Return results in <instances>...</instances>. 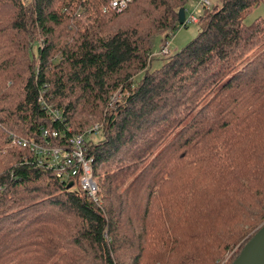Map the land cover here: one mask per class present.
<instances>
[{
    "label": "trees",
    "instance_id": "trees-1",
    "mask_svg": "<svg viewBox=\"0 0 264 264\" xmlns=\"http://www.w3.org/2000/svg\"><path fill=\"white\" fill-rule=\"evenodd\" d=\"M110 1L0 0V264H217L264 222V0L204 9L153 70L189 0ZM44 128L85 134L96 200L12 142Z\"/></svg>",
    "mask_w": 264,
    "mask_h": 264
},
{
    "label": "built area",
    "instance_id": "built-area-1",
    "mask_svg": "<svg viewBox=\"0 0 264 264\" xmlns=\"http://www.w3.org/2000/svg\"><path fill=\"white\" fill-rule=\"evenodd\" d=\"M130 0H111L109 7L121 10ZM196 7H202V11L209 8L210 0H195ZM104 7L103 11H106ZM196 11L185 14V19L182 25L185 26L189 22H197L199 14ZM167 51L166 45H163ZM48 116L52 120L60 118V112L57 109L48 107ZM98 126L94 125L87 132L97 130ZM42 136L46 138L42 143L27 140L24 138H13L12 142L21 146L27 147L36 155L37 164L53 170L56 177L64 183H72L75 188L79 189L85 196L96 200L97 182L92 174L90 159L86 156L87 147L85 145V134H73L67 139L66 145H53L47 137L54 138L60 136L56 130L42 129Z\"/></svg>",
    "mask_w": 264,
    "mask_h": 264
},
{
    "label": "rangeland",
    "instance_id": "rangeland-1",
    "mask_svg": "<svg viewBox=\"0 0 264 264\" xmlns=\"http://www.w3.org/2000/svg\"><path fill=\"white\" fill-rule=\"evenodd\" d=\"M194 2V1H193ZM195 3V2H194ZM211 5L219 4L220 0H210ZM210 5V6H211ZM188 12H193V8L188 3L187 4ZM189 8V9H188ZM202 7H197L195 14H202ZM259 16H264V1L260 2L251 12L245 16V23H251L255 18ZM199 25L196 22H189L186 26H180L177 30L174 31L173 35L164 40L161 34H157L153 38L152 43V54L154 55L151 59V64L148 67V70H153L162 65L165 60V57L171 55L174 51L180 50L184 47L192 38H194L198 32ZM166 45L167 51L163 52L164 46ZM144 73V72H143ZM142 71L138 72L135 76V79H139L142 76ZM121 94L117 91L112 96V102H115L119 99ZM93 141H97L101 138V131L96 130L93 134L89 135ZM241 242L237 245H233L228 250L223 253L221 260L217 264H230L232 259L237 255L240 250Z\"/></svg>",
    "mask_w": 264,
    "mask_h": 264
},
{
    "label": "water",
    "instance_id": "water-1",
    "mask_svg": "<svg viewBox=\"0 0 264 264\" xmlns=\"http://www.w3.org/2000/svg\"><path fill=\"white\" fill-rule=\"evenodd\" d=\"M177 16L178 24L182 25L185 19L184 7L178 9ZM71 186V182L66 185L67 188ZM231 264H264V222L244 243Z\"/></svg>",
    "mask_w": 264,
    "mask_h": 264
},
{
    "label": "crops",
    "instance_id": "crops-1",
    "mask_svg": "<svg viewBox=\"0 0 264 264\" xmlns=\"http://www.w3.org/2000/svg\"><path fill=\"white\" fill-rule=\"evenodd\" d=\"M195 2V0H189L188 2H187V4L189 3L190 5H191V7L194 9V11H197V7H196V4L194 3ZM187 4H186V6L185 7H187ZM189 9V8H188ZM187 13H189L188 12V10H187V8H185V14H187ZM162 35V34H161ZM163 36V35H162Z\"/></svg>",
    "mask_w": 264,
    "mask_h": 264
}]
</instances>
